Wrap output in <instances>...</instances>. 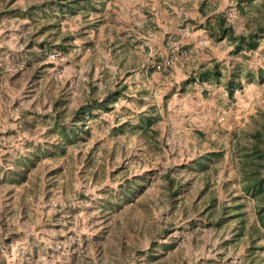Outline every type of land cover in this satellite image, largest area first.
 I'll return each mask as SVG.
<instances>
[{
  "label": "rangeland",
  "instance_id": "1",
  "mask_svg": "<svg viewBox=\"0 0 264 264\" xmlns=\"http://www.w3.org/2000/svg\"><path fill=\"white\" fill-rule=\"evenodd\" d=\"M42 1L49 0H0V168H12L28 143L54 140L47 130L55 111L62 110L61 120L67 121L89 99L117 86L125 89L110 110L87 121L84 141L62 156L43 158L21 183H0V264H264L262 228L259 238L256 232L238 236L234 217L241 212L246 227H258L254 201L240 190L236 151L250 131L264 127V34L255 48L233 53L227 37L215 39L193 27L206 35L200 46L216 48L217 79L187 82L194 69L187 73L189 63L183 72L166 70L172 73L166 80L154 79L145 63L147 51L134 37L136 14L128 16L135 22L129 30L95 17L98 12L76 9L60 23L61 32L72 38L64 52L27 48L32 39L51 41L53 32L38 34L36 22L3 11ZM200 2L210 22L222 13L233 35L264 25V0L162 5L172 14L181 9L188 19ZM113 8L124 18L125 8ZM199 20L201 25L205 17ZM120 26L126 28L122 33ZM234 73L240 86L229 97L224 83ZM57 99L61 106L55 110ZM141 112L158 115L153 138L131 128ZM125 121L131 126L113 129ZM211 151L220 156L207 161L203 171L193 161ZM129 189V196L120 197ZM210 206L208 219L204 211ZM160 243L173 246L151 248Z\"/></svg>",
  "mask_w": 264,
  "mask_h": 264
},
{
  "label": "trees",
  "instance_id": "2",
  "mask_svg": "<svg viewBox=\"0 0 264 264\" xmlns=\"http://www.w3.org/2000/svg\"><path fill=\"white\" fill-rule=\"evenodd\" d=\"M104 0H49L42 1L40 3L31 4L23 9L11 8L3 11L5 14H10V16H18L30 19L32 22L38 24V34L45 31H52L53 33H48L51 37V41H47V36L44 37L39 42L30 40L27 48L36 45L40 52H45L51 47H55L58 51L64 52L67 47V42L72 40L68 35H64L60 30V23L66 15H73L75 10L83 11L89 10L98 12L100 4ZM97 3V4H94ZM203 2H200L197 6V11L201 16H205L204 22L201 26L207 31L209 36L215 39H222L227 37L232 44V52H240L242 50H251L257 46V40L264 34V25H256V29L253 32L247 34L233 35L231 26L226 23L222 13H216L212 15L213 21H209V17L204 14ZM36 36V35H33ZM59 38V42L52 44V42ZM27 54L35 58V61L40 59L36 58V53L34 51H29ZM44 58V55L41 54ZM30 64V63H28ZM218 70L216 65H212L210 68L202 67L196 71L195 76H189L187 82L191 81H208L211 78L217 79ZM240 86L238 76L236 73L230 75V77L224 83V90L227 96L231 97L232 93L236 88ZM125 87L117 86L114 89L107 91L104 96L91 98L88 101L80 104L76 107L69 120H61L62 110L55 111L51 116V123H49V128L47 130L48 134H52L54 137L53 141L47 142L45 145L34 144L30 142L27 144L28 150L23 154H18L12 160V168L3 170L0 168L1 177L0 183L7 182L21 183L26 179L27 173L33 169L40 160L45 157L62 156L65 154L66 148L76 144L79 141H84L87 136H89L87 121L91 118L97 116L99 112L108 111L112 108L115 101L122 94ZM55 110L59 109L61 104L59 99L53 104ZM158 115L155 113L146 114V112H141L137 116V123L133 124L131 128L139 129L142 133H148L149 136L153 138L156 135V130L153 125L157 122ZM127 125L131 126L128 121L119 123L115 128L117 131H123L124 127ZM264 136V127H256L248 133V138L245 144L236 151V157L238 162V175L240 182V190L242 193L249 195L254 201V214L256 218V223L258 227H246L244 219L241 217V212L235 213L234 217L238 218L239 227L237 229V235L242 236L247 233L250 235L252 232L257 233V238L260 237L262 228L264 233V144L262 139ZM238 145V143H237ZM219 152L211 151L206 153L202 157L196 158L198 166L204 171L207 169L206 162L211 160L212 157H219ZM205 178H208L205 175ZM168 185H171V180L167 181ZM207 185V183H205ZM130 190V189H129ZM124 191L122 196L132 193L130 190ZM240 197H235V199ZM211 201H215L214 197ZM238 207L240 205H237ZM214 207H208L204 213L207 214V218L210 219L212 216V211ZM240 208V207H239ZM238 209V208H236ZM203 213V214H204ZM214 222V221H213ZM216 225V224H215ZM158 246L159 249H168L173 246V244L160 243L159 245H153L151 248ZM256 249V248H255ZM153 251V250H149ZM140 254V253H139ZM143 254V253H141ZM148 256L151 260L155 258L153 253H149ZM250 262H252L253 254L249 251Z\"/></svg>",
  "mask_w": 264,
  "mask_h": 264
},
{
  "label": "crops",
  "instance_id": "3",
  "mask_svg": "<svg viewBox=\"0 0 264 264\" xmlns=\"http://www.w3.org/2000/svg\"><path fill=\"white\" fill-rule=\"evenodd\" d=\"M167 2L168 0H104V2L100 4L98 15L95 14V17L100 16L101 19L108 18L111 22L115 21L116 23L130 28L129 30H133L132 28L135 25V22L132 20L134 19L133 15H139L135 25L138 28L137 35L134 36L138 38L139 41L137 47L147 51V56H152L153 54H151V52L154 51V54L159 55V57L161 55L166 56V54L171 55L175 53L178 47L188 49V51H190L188 54L189 56L184 60L176 61L178 65L176 66L175 64L173 70L175 69L174 73L183 72L185 71V69L182 68L183 64L189 63L191 69L187 70V73L191 72L192 68H194L191 75L195 76L196 71L202 68V66L206 65L204 67L207 68H209L207 66L208 64L212 66L216 56V48L213 44L200 46V41L198 40L206 38V35L201 32L203 30L199 32H196L198 29L193 30V27L198 28L201 26L199 24L201 22L199 17L204 18L205 16H201L198 11L195 10V14L192 16L189 15L187 19L185 12L181 11V9L178 11L173 10L175 13L172 14V12H168V7L165 8L162 5V3L167 4ZM112 6L121 10L125 8V13H121L124 18L120 17L121 15L119 14L116 16L117 11L114 10ZM115 11L116 13H114ZM111 14H113V16H110ZM129 15H132V19L128 18ZM195 22H197V24H195ZM139 26H141V28ZM108 28L116 31L115 25H109ZM125 30L126 28L120 26L121 33ZM209 42L210 39H208V43ZM154 58L159 59L158 56ZM195 64H199L196 69L193 67ZM149 74H153L152 78L154 79H159V77H161L166 80L172 77V73H166V71H151ZM183 75L184 74H182V77L177 75V79L181 77L182 80H184Z\"/></svg>",
  "mask_w": 264,
  "mask_h": 264
},
{
  "label": "built area",
  "instance_id": "4",
  "mask_svg": "<svg viewBox=\"0 0 264 264\" xmlns=\"http://www.w3.org/2000/svg\"><path fill=\"white\" fill-rule=\"evenodd\" d=\"M189 51L187 50H176L175 53L171 54L170 56H165V57H161L159 59H156L154 57H147L146 58V66L147 68H150L154 71H166V70H170L172 68H174V64L175 61H177L176 59L178 58H186L187 54Z\"/></svg>",
  "mask_w": 264,
  "mask_h": 264
}]
</instances>
